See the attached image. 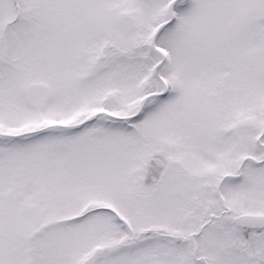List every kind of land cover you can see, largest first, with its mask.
<instances>
[{"label": "snow or ice", "instance_id": "6c2138e0", "mask_svg": "<svg viewBox=\"0 0 264 264\" xmlns=\"http://www.w3.org/2000/svg\"><path fill=\"white\" fill-rule=\"evenodd\" d=\"M0 264H264V0H0Z\"/></svg>", "mask_w": 264, "mask_h": 264}]
</instances>
